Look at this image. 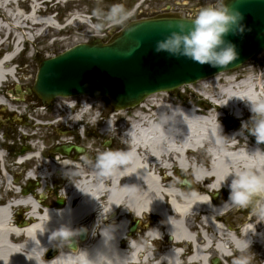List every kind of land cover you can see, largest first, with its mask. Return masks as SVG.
Returning <instances> with one entry per match:
<instances>
[{
  "label": "bare ground",
  "instance_id": "obj_1",
  "mask_svg": "<svg viewBox=\"0 0 264 264\" xmlns=\"http://www.w3.org/2000/svg\"><path fill=\"white\" fill-rule=\"evenodd\" d=\"M15 2L18 0H5L2 8ZM17 13L11 18L14 23L6 27L8 32H16V45L20 41V34L17 32L23 27V23L56 26L53 17L41 19L38 16L37 4L30 5L29 13L25 17L20 11ZM84 19L79 21L92 28L88 17ZM70 23L67 21L66 24ZM13 57L14 53L5 54L0 59V85L13 78L14 70L10 64ZM232 82L233 78L227 79L229 90L210 97L217 102L220 109L236 112L241 110L249 118L252 115L249 102L255 103L264 99V85L260 81L255 86L252 81L246 80L233 86ZM0 103H3L1 97ZM153 106L154 111L142 113L138 121H134L124 134L126 149L132 150L135 159L123 171L99 177L94 170L85 174L78 166L63 161L62 173L72 183H68L69 187L63 192L67 199L62 208L55 212L51 210L38 213L37 199L18 191H12L6 197L0 198L3 201H0V264H84L86 257L81 249L92 253L101 248V235L104 233L100 235L99 226L103 223L113 224L116 231L112 257L103 256L102 264H152L154 253L146 246H142L141 251L140 240L136 234H124L126 218L132 215L137 219L136 228L145 220L149 221L144 227V230H148L144 237V241H148L147 246L149 241L160 236L154 227L163 226L169 242L163 254L156 257L158 264H179V248L185 245L192 247L189 264H209L213 256L225 262L230 250L245 253L252 246L258 261L264 259V222L258 223L255 235L252 234L253 225L264 220V216L242 226L239 236H236L221 223L233 206L215 207V199L205 195L207 192L213 194L214 191L224 189L229 195L227 184L230 182V175L241 167L254 169L258 174L264 175V155L253 146L244 145L238 149L234 142L239 135H232L228 137L232 139L222 142L217 135L218 121L213 116L199 119L192 110L170 109L155 103ZM173 110L181 117L178 127L182 131L177 133L175 128L156 127L159 114ZM86 114L88 111L84 112ZM82 117L72 119V122L78 125ZM4 147L0 127V168L4 159ZM255 150L256 154L250 155ZM38 156L36 153L27 155V158L38 159ZM21 161L20 159L19 163ZM203 162L204 168L197 166V163ZM47 164L51 171L55 169L53 163ZM171 168L177 175L188 172L193 177L190 189L194 193H191L186 202H178V185H173L167 177L158 178L156 175L157 172ZM0 173V188L12 189L9 177L2 174L1 169ZM50 176L45 169L41 170L40 175L35 176L34 171L27 175L28 178H36L42 186L44 179ZM225 177H229L227 181ZM12 183L16 190L18 182ZM38 193H42V189ZM12 207L16 211L11 220L9 212ZM24 214L31 216L24 219ZM61 226L77 232L79 228L85 229L89 233L87 241L78 244L75 250L68 249L67 242L55 245L56 242L52 240L57 236L63 241V238L76 234L62 231L51 235ZM196 230H199V236L195 235ZM250 239L252 243L249 249L247 245ZM130 240L134 242L131 246ZM52 249L57 252L49 257L48 253Z\"/></svg>",
  "mask_w": 264,
  "mask_h": 264
},
{
  "label": "rangeland",
  "instance_id": "obj_2",
  "mask_svg": "<svg viewBox=\"0 0 264 264\" xmlns=\"http://www.w3.org/2000/svg\"><path fill=\"white\" fill-rule=\"evenodd\" d=\"M54 1L55 0H52V2ZM113 3H122L125 9L130 12V14L136 16L129 18V20L127 19L122 24L114 26L109 24L101 32H97L87 24L81 23L79 21L80 19L85 20L84 18L88 17L90 24L93 25L95 19L92 16V10L98 7L106 10ZM31 4L32 3L30 0H18V2H15L14 4L11 3L10 5H7V7L2 8V6H5V0H0V56L7 51H11L12 47L16 45V38H14L16 32L13 33L12 31L8 32L6 30V27L9 24L14 23L11 19L12 16L15 17V14H18L17 12L20 11L21 15L25 17L29 13ZM205 4L206 0H76L73 2H67L65 4L54 3L51 7L49 6V3H42L40 5L41 9L38 8V16L41 19H45L47 16H54L55 14L53 20L58 24V28L54 26L45 27L42 25L34 26L32 24H22L23 27L17 32L20 34V41L21 39L22 41L20 44H18L17 48L23 47L22 49H24V51L19 57L12 61L17 65L15 78L17 79L22 90L25 88H30L34 83L37 72V60L39 59L55 56L75 45L88 42L92 39L106 41L114 36L115 33L120 31L124 25L130 21V19L140 20L142 18H154L161 16L168 9L171 10L168 15L182 17V13H177L181 10V8L185 7L186 9H192L187 11L189 14H191L192 11L193 13L198 11ZM67 21H70L71 23L66 24ZM230 78H233L234 80L231 85H235V83L237 84L238 81L242 82L246 80L252 81V84H255V86L260 81L264 85V51L259 55L252 57L241 68L235 71L211 77L199 83L180 87L174 91L164 93L166 95H160L159 93L151 95L144 99L141 105L139 104L132 109L120 112L110 111V106L107 99H93L86 97L72 98V101L77 103V107L73 111H70V109H65V112H63L61 108H63V105L67 104L68 100L71 101V99L54 100L48 103L44 110L37 109V106L40 107V103L37 102L32 95L29 97L25 96L23 100H19L14 104L8 100L6 115H8V117H11L10 115H12L15 118L22 119V126L18 124L16 127L18 138L21 134V131H23V134L29 133V128L32 126V124L34 125V120H37L41 123L39 130H35L37 133L36 136H31L27 139H24V141H18V147H23V154L27 156L34 152V149L32 146H30V143L33 141L29 142V139L37 138L39 140L37 147L43 150L42 154L45 156L41 158L40 161L31 160L29 164H26L23 167L22 174H18V178H20V176L22 177L20 181L22 180L23 189L29 185V193L27 194H31L36 199H40L46 206H54L57 204V201H65L64 195L59 191H57V193L54 191L52 192L55 181L61 182L68 180L64 174L62 175L61 173L57 174V172H52L50 170V166L47 164L49 161L46 155L47 151L54 147L50 141L54 133L52 130H50L51 127H55V134L62 133L64 131L63 127H69L74 132L72 135L74 134L73 136H77L79 141L82 142L88 136L89 131L87 129H95V123L93 122L94 114H100L101 117H104L105 119L101 120L98 119L99 116L98 118L95 117V119L99 121L95 132L97 134V131L103 132L105 128L110 130L115 127L114 131L105 132L104 135L107 133L111 135V139L115 140L113 147L117 149L124 142L122 136L124 135L126 129H129L134 121H138V117L142 116V113L148 114L155 110L153 103L164 105L170 109L177 108L178 106L187 109H191L193 106H199L201 108L207 109L209 106V101L206 98L209 97L210 99L214 100L210 96L218 94L221 91L229 90L227 79ZM6 83L11 84L13 82L12 80L7 79ZM7 84H4V86L1 87V93H5L7 90L8 94L9 91L13 89L12 85L9 84L10 86H8ZM59 105H61V108H59ZM83 105L85 106L84 108L82 107ZM90 106L92 107L88 111V114L83 115L84 121H89L88 124H85L86 128H84L85 125H75L72 122V119L77 118V116L73 115V113L79 112L81 110L83 111L85 108ZM14 110L18 112H14ZM70 112H72V115L68 117ZM222 112L226 118L222 121V124L220 123V125L221 129H224L227 134L241 127L239 120H234L232 117H230L226 110H222ZM249 118H245V122H247ZM106 119L109 121L107 123L105 122L104 126V123L100 122H104ZM91 134L93 133H90V135ZM72 135L70 137H62V139L68 140L70 138H74ZM23 137L25 136L23 135ZM252 140L255 141V138L252 137ZM261 146L264 148V144ZM37 149L35 148V150ZM32 166L36 167V169H32L35 175H40L41 170L43 169H45L48 174H52L49 178L44 179L43 186L38 184L36 185L34 183L37 182L36 178L34 180L26 179L25 172L28 168H32ZM180 178H185L188 182H190L191 185L193 184V177L188 172H183V174L180 175ZM31 187H33V190ZM40 189H42V193H38V190ZM226 195V192H222L220 195H218L216 198L217 202L220 203L222 200H224ZM39 196H42V198ZM260 217L261 216H254L252 222L258 220ZM148 223L149 221L145 220L141 225H139L138 230L141 231L142 228ZM160 227H162V225H160ZM138 234L136 237H142V234ZM149 248L150 249L148 250L153 252L154 245H149ZM232 252H234L235 255L226 260L228 264H233V260L240 255H248L250 258V264H260V261H258V258L255 256V252L252 250H248L245 253H236L235 251Z\"/></svg>",
  "mask_w": 264,
  "mask_h": 264
},
{
  "label": "water",
  "instance_id": "obj_3",
  "mask_svg": "<svg viewBox=\"0 0 264 264\" xmlns=\"http://www.w3.org/2000/svg\"><path fill=\"white\" fill-rule=\"evenodd\" d=\"M227 2L243 13L244 26L243 33H229L226 37L236 45L238 52L237 59L228 66L219 69L166 52L157 53L156 41L178 30L175 26L183 19L162 16L131 22L105 44L96 39L39 60L34 84L26 93L36 94L42 104L57 97H105L110 106L118 110L133 107L152 94L170 92L237 69L264 51V0ZM169 24L173 25L171 29ZM17 93H21L19 89ZM239 213L247 218L254 212L249 206L239 207ZM78 238L80 242L85 241L86 231L81 229ZM66 240L70 242V250L77 248L72 236ZM55 252L53 249L48 256ZM211 264H219V261L214 259Z\"/></svg>",
  "mask_w": 264,
  "mask_h": 264
},
{
  "label": "clouds",
  "instance_id": "obj_4",
  "mask_svg": "<svg viewBox=\"0 0 264 264\" xmlns=\"http://www.w3.org/2000/svg\"><path fill=\"white\" fill-rule=\"evenodd\" d=\"M92 16L95 19L92 28L97 32H101L109 24L124 23L129 18L130 12L125 9L122 3H113L106 10L99 7L93 9ZM242 20L243 13L238 8L231 7L227 0H206V4L194 12L191 19H182V22L175 26L178 30L171 31L162 40L156 41L155 51L157 53L166 52L173 57H183L200 65L208 64L211 67L221 69L232 64L238 57L236 45L227 40L226 37L229 33H243ZM168 27L171 29L173 25L169 24ZM132 30L135 31V29ZM249 110L252 115L247 122L241 123L240 134L242 135L246 131L255 138L257 145H262L264 144V99H260L255 103L249 102ZM179 119L181 117L175 113V110L160 113L156 127L175 128L176 132L179 133L182 131L178 127L180 125L178 123ZM218 124L217 135L219 139L222 142L232 139L222 135L219 121ZM259 151L261 155H264V151L260 149ZM255 154L256 150L250 153L253 156ZM134 159L135 157L130 148L126 150L108 148L99 151L94 160L89 159L85 163L91 166L97 176L105 177L114 172L123 171L133 163ZM230 177V182L227 184L229 195L223 205L242 208L251 206V211L258 217L264 216V175L258 174L254 169L241 167L233 172ZM228 178L225 177V181ZM170 190H172L171 186ZM261 222H264V220L253 225L252 234L255 235L256 225ZM62 231L77 233L69 227L61 226L58 230L53 231L51 235ZM115 231L116 228L113 224L103 223L99 226L100 235L104 233V235H101L102 246L92 253L86 249H81L86 257L84 264H102L101 258L103 256L112 257ZM52 241L56 242L55 245L61 243L59 236ZM251 243L250 239L247 245L249 249ZM233 264H250V258L248 255L237 256L233 260Z\"/></svg>",
  "mask_w": 264,
  "mask_h": 264
},
{
  "label": "flooded vegetation",
  "instance_id": "obj_5",
  "mask_svg": "<svg viewBox=\"0 0 264 264\" xmlns=\"http://www.w3.org/2000/svg\"><path fill=\"white\" fill-rule=\"evenodd\" d=\"M188 10H192V9H186L185 7H183L177 13H182L184 17L191 19L193 15V11L191 14H189L187 12ZM170 12L171 10L168 9L163 14H168ZM0 97L3 99V102H4V106L3 107L0 106V127L2 129L3 141L5 143L4 159L1 162L0 169L2 171V174L4 173L5 176L10 177V180L12 182L17 181L19 183V190L23 191L22 180L20 181L22 177L20 176V178H18V174L20 173L22 174L23 172V167L18 165L17 162H18L19 157L23 155V147H18V144H19L18 141L19 140L24 141V138H23L22 131H21L19 138L16 132L17 125L19 124L20 126H22V123H21L22 119L15 118L12 115H10L11 117H8V115H6L7 107L5 106V104L7 101V90L5 91V93H1ZM12 101H16L17 103L19 100H12ZM63 128H64L63 129L64 131L62 133L55 134V130H56L55 127H51L50 130H52L54 133L50 141L52 142L54 147L52 149H49L46 154L47 157L54 162L55 167L59 169H62L64 167L63 161H66L67 163H71V164L78 166L85 174H88V172L93 169L91 168L90 165L85 163L86 160H89V159L94 160L97 152L99 151L106 150L108 148L115 149V147H113L115 140L111 139L112 137L108 133L104 135L105 132L114 131L115 127H113L110 130L104 129L103 132L97 131V134L95 132L96 126H95V129L93 128L94 130L87 129L89 131L88 136L82 142L79 141V138L77 136H73L74 134L72 135V133L74 132L69 127H63ZM84 128H86V125ZM90 133H93V134L90 135ZM71 135L74 138H70L68 140L62 139V137H65V136L70 137ZM54 151H58V152H54ZM61 151H66V155H61L60 154ZM68 183L70 182L55 181L54 189L52 190V192L54 191L57 193V191H61L62 189L66 190L69 187ZM59 205H61V201H57L56 206H59ZM226 228L230 230L238 229V228H232L227 223H226ZM147 231H148L147 229L145 230L142 229L139 232L137 230L135 234L137 235L138 233H140L143 236H145V233ZM158 233L162 235L161 237L162 243L158 242V243H155L154 245V257L155 258L163 254L164 250L167 249L168 242H169L167 237L163 235L161 229L158 230ZM195 235L199 236L197 232ZM180 249L182 252H184L186 256L190 255V252H191L190 245L181 246Z\"/></svg>",
  "mask_w": 264,
  "mask_h": 264
}]
</instances>
